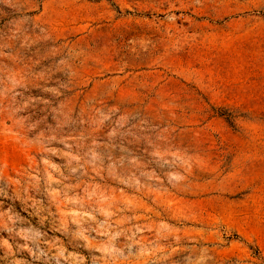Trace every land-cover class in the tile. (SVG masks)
<instances>
[{"label":"rangeland","instance_id":"obj_1","mask_svg":"<svg viewBox=\"0 0 264 264\" xmlns=\"http://www.w3.org/2000/svg\"><path fill=\"white\" fill-rule=\"evenodd\" d=\"M0 264H264V0H0Z\"/></svg>","mask_w":264,"mask_h":264}]
</instances>
